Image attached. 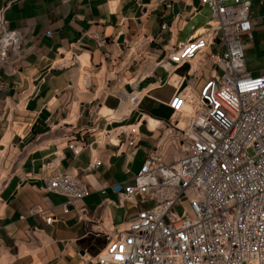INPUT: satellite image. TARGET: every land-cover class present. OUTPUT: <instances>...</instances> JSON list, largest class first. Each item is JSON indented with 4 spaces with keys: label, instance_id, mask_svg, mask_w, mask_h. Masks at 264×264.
Returning a JSON list of instances; mask_svg holds the SVG:
<instances>
[{
    "label": "crops",
    "instance_id": "0c3cea01",
    "mask_svg": "<svg viewBox=\"0 0 264 264\" xmlns=\"http://www.w3.org/2000/svg\"><path fill=\"white\" fill-rule=\"evenodd\" d=\"M6 1L0 0V7ZM171 1L162 20L175 27L174 41H183L204 23L208 9L198 0ZM249 1L253 23L251 37L243 38V51L247 70L259 74L264 71V0ZM161 11L157 0H16L6 9L9 26L24 28L32 49L0 68V264H94L88 258L104 243L95 250L85 240L93 232L89 221L123 219L124 209L102 198H115L111 183L132 182L146 148L166 138H161L165 129L157 117L171 112L162 101L172 89L155 78L159 68L154 77L140 78L151 60L149 45L165 47L168 41L167 33L157 39ZM95 35L105 37L106 44ZM74 47L90 51L91 66L86 70L69 60ZM84 71L89 89L82 86ZM131 92H142L138 109H117L122 97L123 103L129 101L125 95ZM146 100L158 104L155 112L151 105L144 106ZM97 110L105 117L115 113L119 117L112 120L123 124L93 121L95 114L89 113ZM183 117L176 119L179 126L185 124ZM119 127L134 129V149L116 136L114 128ZM81 137L91 142L90 150L75 155L67 143L76 147ZM90 151L101 164L87 177L80 173L90 193L68 205L67 212L65 196L32 187L36 176L52 173L55 166L79 170ZM32 205L40 210L30 212ZM116 209H121L119 215Z\"/></svg>",
    "mask_w": 264,
    "mask_h": 264
},
{
    "label": "built area",
    "instance_id": "2783aa9c",
    "mask_svg": "<svg viewBox=\"0 0 264 264\" xmlns=\"http://www.w3.org/2000/svg\"><path fill=\"white\" fill-rule=\"evenodd\" d=\"M13 1L0 7V68L32 49L26 30L8 24L5 11ZM198 1L208 9L204 23L185 40L174 41L175 27L162 20L173 3L157 0L163 5L157 39L167 33L168 41L165 47L149 45L147 56L152 61L143 66L140 78L154 77L158 68L165 72L164 78H155L172 87L162 101L171 112L157 121L175 137L167 145L159 142L146 148L132 182L109 185L115 198L104 196L102 201L123 208L124 217L119 222L102 217L89 221L93 232L105 239L92 257L94 264H264V71L251 74L246 68L243 38L251 37L250 1ZM95 37L106 44L105 37ZM212 45L216 47L211 50ZM202 58L210 66L196 87L191 76ZM69 60L86 70L91 66L90 51L74 47ZM184 63L189 65L186 75L171 82V73ZM83 76L82 86L89 89L88 73ZM128 94L138 109L137 96ZM94 114L93 121H110L100 110L89 116ZM180 115L184 126L176 122ZM114 132L135 148L134 129L119 127ZM90 144L81 137L76 147L73 142L67 146L76 155L90 150ZM100 164L90 151L79 170L55 166L52 173L36 176L31 185L40 193L65 196L67 212L68 205L90 193L80 173L87 177ZM131 209L134 212L129 213ZM39 210L38 205L29 208ZM50 219L46 217L47 222Z\"/></svg>",
    "mask_w": 264,
    "mask_h": 264
},
{
    "label": "rangeland",
    "instance_id": "374dc122",
    "mask_svg": "<svg viewBox=\"0 0 264 264\" xmlns=\"http://www.w3.org/2000/svg\"><path fill=\"white\" fill-rule=\"evenodd\" d=\"M203 59V58H202ZM205 59V58H204ZM204 59H203V61H204ZM202 61V62H203ZM195 61H193V63H194ZM196 68H198V65L196 66ZM209 68V67H208ZM208 68L205 70V73H207L208 72ZM185 69H188V66H186V67H184L183 69L182 68H179V69H177V71L176 72H172L171 74H172V81L171 82H173V83H175V81L176 80H178V79H180V76L182 75V74H184V72H185ZM157 74L158 75H160V76H162L163 78L165 77V72L161 69V68H159L157 71ZM168 88H170L171 86H167ZM171 89H172V87H171ZM133 94H137V93H133ZM127 99H128V97H127ZM123 97L121 98V103H120V105H119V107L117 108V109H119L120 107H122V105H124V107L125 108H123V109H131L132 108V103L130 102V101H128V102H126V103H123ZM151 103V101L150 100H146V102L144 103V106H146V107H148L149 108V106L151 105L150 104ZM152 106V105H151ZM151 108H153L152 109V111L153 112H155L156 111V108H158V104H156V105H154V106H152ZM103 110V109H102ZM159 110V109H158ZM167 115H168V113H164V116L163 117H157V118H159V119H166L167 118ZM115 117H119V116H115V113H109L107 116H106V118L107 119H113V118H115ZM184 118V117H183ZM184 121H185V119H184ZM112 124L113 125H120V124H123L122 122H116V121H113L112 122ZM184 126V125H183ZM165 129V128H164ZM166 137V138H165ZM175 136L173 135V134H170V133H168V131L165 129V131H164V133H163V135H162V139H164L165 138V140L163 141V143L165 144V145H167V144H169L170 143V140H172L173 138H174ZM116 213H118V215L120 214V212H121V209H116V211H115ZM115 217H117V215L115 216ZM119 218V217H118ZM93 242V244H96V241L94 240V241H92ZM89 259V261H93L92 259H91V257L90 258H88Z\"/></svg>",
    "mask_w": 264,
    "mask_h": 264
},
{
    "label": "bare ground",
    "instance_id": "6f19581e",
    "mask_svg": "<svg viewBox=\"0 0 264 264\" xmlns=\"http://www.w3.org/2000/svg\"><path fill=\"white\" fill-rule=\"evenodd\" d=\"M210 65V61L208 60V59H204V61L201 63V65L194 71V74L191 76V82L197 87L205 78H206V76H207V74L205 75L204 73H203V71H204V68H206L207 66H209ZM186 66H189V65H187V64H182V65H180L177 69H179V68H184V67H186ZM189 69V68H188ZM188 69H185V72H184V74H182V75H186V73H187V71H188ZM203 74V76H202V78H200L199 77V75L200 74ZM171 76V75H170ZM140 93H142V92H138L137 94H136V96L138 97L139 95H140ZM131 95L132 94H126L125 95V98L126 97H128V100L132 103V109H134V102H133V100H131ZM142 95V94H141ZM127 99V98H126Z\"/></svg>",
    "mask_w": 264,
    "mask_h": 264
},
{
    "label": "trees",
    "instance_id": "16d2710c",
    "mask_svg": "<svg viewBox=\"0 0 264 264\" xmlns=\"http://www.w3.org/2000/svg\"><path fill=\"white\" fill-rule=\"evenodd\" d=\"M87 234H89L88 237L85 238L87 242L91 243L94 240L96 241V244H93L92 242L90 245L91 248H94L95 250H97L98 247H100L105 242L104 237L99 233L89 231Z\"/></svg>",
    "mask_w": 264,
    "mask_h": 264
},
{
    "label": "water",
    "instance_id": "95a60500",
    "mask_svg": "<svg viewBox=\"0 0 264 264\" xmlns=\"http://www.w3.org/2000/svg\"><path fill=\"white\" fill-rule=\"evenodd\" d=\"M83 252V251H82Z\"/></svg>",
    "mask_w": 264,
    "mask_h": 264
}]
</instances>
